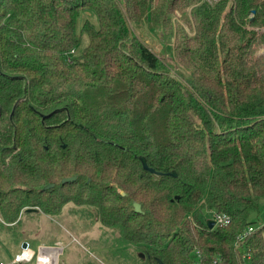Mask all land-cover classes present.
<instances>
[{"label":"trees","instance_id":"obj_1","mask_svg":"<svg viewBox=\"0 0 264 264\" xmlns=\"http://www.w3.org/2000/svg\"><path fill=\"white\" fill-rule=\"evenodd\" d=\"M262 198L264 0H0L3 221L87 206L139 264H264Z\"/></svg>","mask_w":264,"mask_h":264},{"label":"rangeland","instance_id":"obj_2","mask_svg":"<svg viewBox=\"0 0 264 264\" xmlns=\"http://www.w3.org/2000/svg\"><path fill=\"white\" fill-rule=\"evenodd\" d=\"M190 32L187 23L179 14L174 18ZM86 23L99 28V19L94 10L81 11L76 23L80 43L76 54L83 52L89 43L84 31ZM140 39L156 54L169 59L168 46L173 45L174 36L163 42L156 30L146 25L135 29ZM213 218V213L203 210L202 220ZM252 220L256 226L264 223V198L258 202V212ZM35 252L31 261H18L17 255L25 251L23 245ZM27 248V249H28ZM43 256H54L53 249H60L57 264H139L140 252L134 245H127L118 229L103 226L94 210L87 206L68 205L55 216L42 212L22 211L18 222L8 224L0 216V264H39L41 249ZM52 248V249H48Z\"/></svg>","mask_w":264,"mask_h":264},{"label":"water","instance_id":"obj_3","mask_svg":"<svg viewBox=\"0 0 264 264\" xmlns=\"http://www.w3.org/2000/svg\"><path fill=\"white\" fill-rule=\"evenodd\" d=\"M140 160H141L142 165H143V168L145 170H148L149 172L156 174V172L153 169H150L148 167L147 162H146V159L144 157H141ZM157 175H160V173H157ZM171 175L174 176V177H176V173L175 172L171 173ZM75 179H76L75 177L68 178V179L63 180L62 183H65L66 181H74ZM51 187H53V185H48V186H46L45 189L47 190V189H49ZM122 195H125V193H122ZM134 208H135V211L137 213H140L141 212V206L138 203H134ZM38 211H39V209H37V208H29V209H26L25 210L26 213L38 212ZM207 226H208L209 229H213L216 226V222L213 219H209L207 221ZM27 248H28V244H24L23 245V249H27Z\"/></svg>","mask_w":264,"mask_h":264},{"label":"bare ground","instance_id":"obj_4","mask_svg":"<svg viewBox=\"0 0 264 264\" xmlns=\"http://www.w3.org/2000/svg\"><path fill=\"white\" fill-rule=\"evenodd\" d=\"M48 249H52V248H48ZM41 254L39 256V264H57L58 261V255L60 253V250L58 248L53 249L55 255L51 256V257H44L43 256V252L47 251L45 249H41ZM36 255L34 251H32L30 248L25 249L24 253L21 255H19L17 257L18 261H31L33 256Z\"/></svg>","mask_w":264,"mask_h":264},{"label":"built area","instance_id":"obj_5","mask_svg":"<svg viewBox=\"0 0 264 264\" xmlns=\"http://www.w3.org/2000/svg\"><path fill=\"white\" fill-rule=\"evenodd\" d=\"M74 54V51H72L71 53H68L67 55V62L68 63H72V55ZM215 222L216 225H227L230 221V219L228 217L219 215V214H213V218H212ZM251 232H253V228H248V230L245 232V234L243 236H241V239L247 235H249ZM18 257V255H17ZM198 264V263H197Z\"/></svg>","mask_w":264,"mask_h":264},{"label":"flooded vegetation","instance_id":"obj_6","mask_svg":"<svg viewBox=\"0 0 264 264\" xmlns=\"http://www.w3.org/2000/svg\"><path fill=\"white\" fill-rule=\"evenodd\" d=\"M60 250V249H59Z\"/></svg>","mask_w":264,"mask_h":264}]
</instances>
